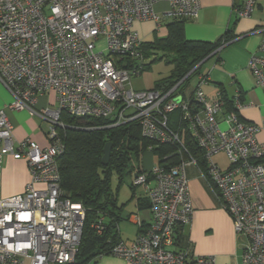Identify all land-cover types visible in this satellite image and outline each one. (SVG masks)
Instances as JSON below:
<instances>
[{
  "label": "built area",
  "instance_id": "2783aa9c",
  "mask_svg": "<svg viewBox=\"0 0 264 264\" xmlns=\"http://www.w3.org/2000/svg\"><path fill=\"white\" fill-rule=\"evenodd\" d=\"M162 1L170 8L157 14L154 5ZM259 1L243 0L235 18H249ZM199 10L200 0H0V83L12 96L0 109V171L12 158L24 160L30 173L23 193L0 194V264H67L78 252L85 211L60 188L62 113L109 120L108 127L136 121L143 139L173 146L180 160L132 178L131 185L146 193L150 220L145 224L130 214L127 221L138 233L129 244L120 239L109 256L128 264H215L213 256L177 247L178 229L189 225L193 214L186 168H198L187 151L188 132L203 152L205 172L198 170L241 240V264H264V142L256 140L262 127L239 119L245 107L240 96L233 100L234 111L224 113L221 97L211 101L204 95L202 75L183 97L179 85L167 93L132 87L146 65L134 24L189 21ZM258 33L261 40L247 69L264 89V26ZM102 41L105 47L98 49ZM49 94L51 105L36 108L37 97ZM6 110H27L45 120L48 145L16 140ZM221 153L229 164L225 170L213 161ZM101 223L93 226L97 234Z\"/></svg>",
  "mask_w": 264,
  "mask_h": 264
},
{
  "label": "crops",
  "instance_id": "0c3cea01",
  "mask_svg": "<svg viewBox=\"0 0 264 264\" xmlns=\"http://www.w3.org/2000/svg\"><path fill=\"white\" fill-rule=\"evenodd\" d=\"M242 2L243 0H200V10L197 17L185 21L184 36L189 41L215 43L227 33L233 39L203 61L193 82H189L180 91V95L183 97L190 93L191 88L196 85L199 75L206 79V83L202 85V91L209 100H216L218 96L223 95L233 102L235 97L239 95L245 107L239 110L238 117L243 123L262 127L256 134V140L263 143L264 89L256 85L252 74L247 69V62L250 55L257 51L261 40L258 30L264 26V0H260L256 4L254 12L249 18L235 19V8L241 6ZM169 8V4L164 1L154 5V11L157 14L167 12ZM172 22V19L161 20L158 23L153 21L136 22L133 29L143 43H152L157 38L166 36L167 25ZM152 87L153 84L145 89ZM11 101V94L0 83V109ZM50 102H53L52 95L38 96L36 108H42ZM5 113L13 127V136L16 140L28 138L40 148L48 145L46 139L48 125L45 120L37 115H31L27 110L20 112L6 110ZM218 121L222 124L223 115L218 116ZM150 168L144 165L142 158L143 171H148ZM186 176L189 180L193 214L190 224L184 227V238L192 253L199 256H213L215 264H241V240L235 236L232 219L223 210L213 191L202 178L198 168L188 166ZM29 180L30 173L24 160L6 158L0 171L1 196L7 198L23 193ZM140 189L141 193H134L130 202L132 209L129 214L124 216L123 211L122 217L137 214L148 224L150 220L149 211L138 212L139 200L147 199L145 191ZM210 211H215L222 217L220 226L224 230L223 235L221 238L213 240L194 238L196 230H200L204 226L202 224L206 223L207 219L204 216ZM122 221L117 225L116 231L119 233L120 239L129 244L135 238L138 229L134 225L133 230L125 226L121 228L120 223ZM207 226L212 227L211 224L204 227ZM90 264L128 263L123 259L108 255L95 259Z\"/></svg>",
  "mask_w": 264,
  "mask_h": 264
},
{
  "label": "trees",
  "instance_id": "16d2710c",
  "mask_svg": "<svg viewBox=\"0 0 264 264\" xmlns=\"http://www.w3.org/2000/svg\"><path fill=\"white\" fill-rule=\"evenodd\" d=\"M184 23L185 20H173L167 25L165 37L142 44L145 60L154 57L153 61L165 60L172 66L170 75L156 80L151 89L167 93L179 85L178 89L181 91L189 84L191 78L199 73L201 65L190 72L233 39L227 33L215 43L189 41L184 36ZM158 52L162 54L161 58H157ZM148 67L149 64H146L144 71ZM221 97L225 105L224 113L234 111L233 102L226 96ZM61 122L65 128L59 131L64 142V152L57 159L60 188L66 199L73 204L81 205L85 211L78 252L73 262L67 264H90L98 256L108 255L111 248L120 240L116 228L120 221H127L129 215L122 217V213L134 197L133 193L126 203L119 205L117 193L111 190L112 176L116 175L122 182L125 175H132L133 178L141 173L142 155L148 152V146L153 147L151 153L155 156L158 166L165 168L175 166L180 160L173 146L157 145L143 139L136 121L108 127L111 123L109 120L78 119L62 113ZM185 141L189 156L204 173L206 167L203 152L188 132ZM107 143L111 144L110 159L107 166H103L101 159ZM260 162H264V159ZM129 187L135 189L132 185ZM148 210V200H139L138 212ZM100 219L104 229L101 234H97L93 226ZM144 223L146 224L145 221ZM177 234L178 249L188 248L189 244L184 238V227L179 228Z\"/></svg>",
  "mask_w": 264,
  "mask_h": 264
},
{
  "label": "rangeland",
  "instance_id": "374dc122",
  "mask_svg": "<svg viewBox=\"0 0 264 264\" xmlns=\"http://www.w3.org/2000/svg\"><path fill=\"white\" fill-rule=\"evenodd\" d=\"M105 43L104 41L100 42L98 49H104ZM162 54L157 53V58H161ZM154 57L146 59V64H149V67L145 69L143 74L138 78L132 79V86L136 91L143 90L149 86H152L153 82L162 78H166L170 75L172 66L167 64L165 60L153 61ZM202 69V68H201ZM194 76L191 78L190 82H193ZM192 85V83H191ZM51 105L48 104V106ZM47 106V105H46ZM55 106H51L54 108ZM143 163L148 168L156 165V158L151 154V152H144L142 155ZM213 161L222 169L225 170L228 168V161L223 153L214 156ZM132 182V175H125L123 181L120 182L116 175H113L111 178V190L114 193H117V203L119 205L126 203L133 195V193L140 194L141 189L135 188L134 190L130 189V185ZM132 209L130 202L127 207L124 209V216L129 214ZM206 223L202 225L206 226L211 224V226L202 227L200 230H196L194 238H210V240L221 238L224 233V230L220 226V221L222 217L215 211L208 212L205 216ZM127 227L128 229H134L133 225L128 221H122L120 223V227ZM236 236V235H235ZM237 238V237H236Z\"/></svg>",
  "mask_w": 264,
  "mask_h": 264
},
{
  "label": "water",
  "instance_id": "95a60500",
  "mask_svg": "<svg viewBox=\"0 0 264 264\" xmlns=\"http://www.w3.org/2000/svg\"><path fill=\"white\" fill-rule=\"evenodd\" d=\"M203 62H201L198 66H196L190 73H192L197 67H199ZM189 73V74H190ZM188 74V75H189ZM110 153H111V144L110 143H107L105 146H104V149H103V156H102V159H101V164L103 166H107L108 162H109V159H110Z\"/></svg>",
  "mask_w": 264,
  "mask_h": 264
}]
</instances>
